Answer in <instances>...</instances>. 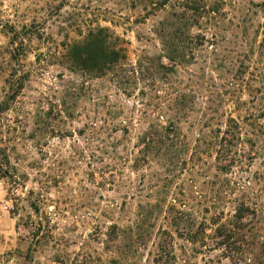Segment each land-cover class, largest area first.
Wrapping results in <instances>:
<instances>
[{"label":"rangeland","instance_id":"obj_1","mask_svg":"<svg viewBox=\"0 0 264 264\" xmlns=\"http://www.w3.org/2000/svg\"><path fill=\"white\" fill-rule=\"evenodd\" d=\"M0 264H264V0H0Z\"/></svg>","mask_w":264,"mask_h":264},{"label":"trees","instance_id":"obj_2","mask_svg":"<svg viewBox=\"0 0 264 264\" xmlns=\"http://www.w3.org/2000/svg\"><path fill=\"white\" fill-rule=\"evenodd\" d=\"M105 33V30L100 29L97 34H92L84 45V49L87 51L83 54L79 53L77 56L71 55V59L78 69L87 71V69L97 67V71L100 72L106 67L109 68L119 63L120 53L110 50Z\"/></svg>","mask_w":264,"mask_h":264}]
</instances>
